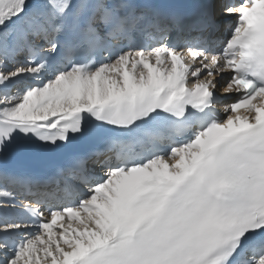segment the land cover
Returning <instances> with one entry per match:
<instances>
[{"label": "snow or ice", "instance_id": "obj_1", "mask_svg": "<svg viewBox=\"0 0 264 264\" xmlns=\"http://www.w3.org/2000/svg\"><path fill=\"white\" fill-rule=\"evenodd\" d=\"M0 264H264V0H0Z\"/></svg>", "mask_w": 264, "mask_h": 264}]
</instances>
